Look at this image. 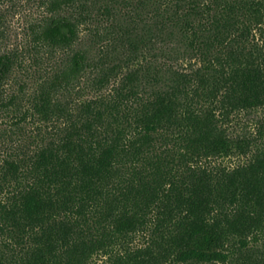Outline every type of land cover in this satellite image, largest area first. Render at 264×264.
<instances>
[{"label": "trees", "instance_id": "16d2710c", "mask_svg": "<svg viewBox=\"0 0 264 264\" xmlns=\"http://www.w3.org/2000/svg\"><path fill=\"white\" fill-rule=\"evenodd\" d=\"M42 3L34 42L66 57L29 100L46 127L0 159V264H264V122L225 124L264 106V0ZM92 24L97 58L75 49ZM85 73L104 92L74 110L58 96Z\"/></svg>", "mask_w": 264, "mask_h": 264}, {"label": "rangeland", "instance_id": "374dc122", "mask_svg": "<svg viewBox=\"0 0 264 264\" xmlns=\"http://www.w3.org/2000/svg\"><path fill=\"white\" fill-rule=\"evenodd\" d=\"M104 4L111 6L110 0H95L93 11L98 12L99 7H103ZM51 15L42 0H0V55L10 54L16 62L5 87V95L15 94L21 111L15 116L12 111L7 113L0 110V159L21 144L33 145L32 138H35L39 128L46 127L47 123L31 117L28 109L30 97L41 86L48 85L62 67L66 57L61 53L51 54L47 50L38 49L34 42V33ZM95 24L82 28L80 41L75 49L88 50L97 58L100 48L105 47L108 40L96 35ZM102 29L99 27L101 32ZM187 64H184V68ZM95 76H97L95 73H85L74 91L60 94L58 98L68 103L74 110L80 102L98 98L104 90L101 91L92 84ZM23 112H26V116L25 119L22 118V122L20 121L22 123L20 127L16 123ZM261 122H264V106L242 110L231 116L225 124L230 136L237 139L257 135ZM245 160L246 157L235 153L223 159V162L225 165H234ZM92 264H108V260L101 257Z\"/></svg>", "mask_w": 264, "mask_h": 264}]
</instances>
